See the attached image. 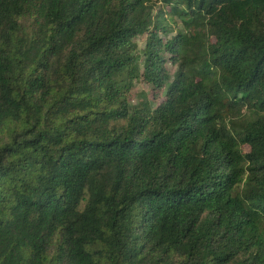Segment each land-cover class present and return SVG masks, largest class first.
Returning a JSON list of instances; mask_svg holds the SVG:
<instances>
[{
    "label": "trees",
    "instance_id": "16d2710c",
    "mask_svg": "<svg viewBox=\"0 0 264 264\" xmlns=\"http://www.w3.org/2000/svg\"><path fill=\"white\" fill-rule=\"evenodd\" d=\"M0 264H264V0H0Z\"/></svg>",
    "mask_w": 264,
    "mask_h": 264
},
{
    "label": "rangeland",
    "instance_id": "374dc122",
    "mask_svg": "<svg viewBox=\"0 0 264 264\" xmlns=\"http://www.w3.org/2000/svg\"><path fill=\"white\" fill-rule=\"evenodd\" d=\"M138 42L141 43V38H138ZM173 69L174 67H171V70ZM131 96L133 103L148 99L150 97V85L141 79H136L131 90Z\"/></svg>",
    "mask_w": 264,
    "mask_h": 264
}]
</instances>
